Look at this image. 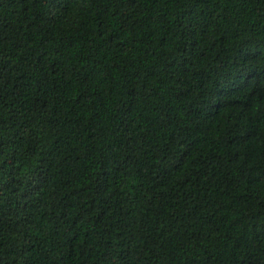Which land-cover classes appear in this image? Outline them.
Wrapping results in <instances>:
<instances>
[{
	"label": "trees",
	"instance_id": "16d2710c",
	"mask_svg": "<svg viewBox=\"0 0 264 264\" xmlns=\"http://www.w3.org/2000/svg\"><path fill=\"white\" fill-rule=\"evenodd\" d=\"M0 264H264V0H0Z\"/></svg>",
	"mask_w": 264,
	"mask_h": 264
}]
</instances>
